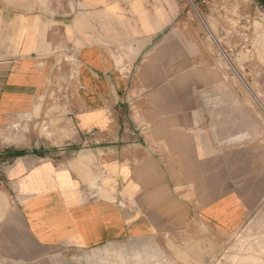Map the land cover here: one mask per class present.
<instances>
[{
    "label": "crops",
    "instance_id": "0c3cea01",
    "mask_svg": "<svg viewBox=\"0 0 264 264\" xmlns=\"http://www.w3.org/2000/svg\"><path fill=\"white\" fill-rule=\"evenodd\" d=\"M249 1L264 11V0ZM196 2L219 14L236 1ZM193 3L0 0V68L10 67L1 107L26 109L55 58L76 62L70 117L86 144L65 161L19 157L6 173L39 247L148 241L191 219L229 231L264 198V117L183 30ZM236 30L221 26L220 37Z\"/></svg>",
    "mask_w": 264,
    "mask_h": 264
},
{
    "label": "rangeland",
    "instance_id": "374dc122",
    "mask_svg": "<svg viewBox=\"0 0 264 264\" xmlns=\"http://www.w3.org/2000/svg\"><path fill=\"white\" fill-rule=\"evenodd\" d=\"M191 1L192 8L180 17L192 25H184L183 30H193L191 41L196 37V45L206 44L212 64L222 65L227 81L239 85L240 96L253 97L264 117V11L252 9L249 0H223L236 2L232 10L226 7L216 14L201 9L197 0ZM221 12L224 19L236 16L239 23L222 24ZM221 26L226 33L232 29L237 33L220 37ZM217 40L223 49L233 51L232 61L241 79L233 78L226 68L216 50ZM75 63L74 57L55 58L46 89L26 109L10 112L0 106V264H264V198L241 225L229 231L213 230L191 219L181 230L148 241H117L87 251L36 245L20 218L6 173L19 157L65 161L86 144L70 117L77 88ZM9 73L8 65L0 68V77L6 76L0 86Z\"/></svg>",
    "mask_w": 264,
    "mask_h": 264
},
{
    "label": "built area",
    "instance_id": "2783aa9c",
    "mask_svg": "<svg viewBox=\"0 0 264 264\" xmlns=\"http://www.w3.org/2000/svg\"><path fill=\"white\" fill-rule=\"evenodd\" d=\"M216 48H217L216 50L220 58L225 61L227 65L226 68L227 69L230 68L232 77L241 79V76H239V71L237 70L236 66L233 64V61H232L233 51L230 49H223V47L219 43V40H217L216 42Z\"/></svg>",
    "mask_w": 264,
    "mask_h": 264
},
{
    "label": "bare ground",
    "instance_id": "6f19581e",
    "mask_svg": "<svg viewBox=\"0 0 264 264\" xmlns=\"http://www.w3.org/2000/svg\"><path fill=\"white\" fill-rule=\"evenodd\" d=\"M258 215V214H257ZM255 224V223H254ZM258 250V249H257Z\"/></svg>",
    "mask_w": 264,
    "mask_h": 264
}]
</instances>
